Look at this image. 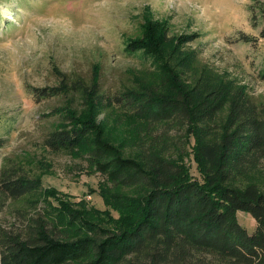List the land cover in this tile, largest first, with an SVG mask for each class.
I'll return each instance as SVG.
<instances>
[{"label":"trees","instance_id":"16d2710c","mask_svg":"<svg viewBox=\"0 0 264 264\" xmlns=\"http://www.w3.org/2000/svg\"><path fill=\"white\" fill-rule=\"evenodd\" d=\"M259 11L264 40V2ZM194 37L171 35L144 7L124 51L150 58L153 73H132L128 85L106 92L100 66L89 79L58 71L54 86L31 90L38 99L59 102L45 116L54 123L42 148L80 151L86 167L111 186L141 188L136 204L115 206L140 217L114 229L79 209L46 205L39 175L4 158L0 194L26 202L28 213L19 230L0 227V264H264V186L241 181L264 164V102H255L236 80L204 71L191 76L195 53L182 47ZM259 77L264 81V68ZM84 109L91 113L83 116ZM107 109L143 126L131 152L104 137L97 115ZM188 147L201 182L188 177ZM239 211L254 220L251 233L238 223Z\"/></svg>","mask_w":264,"mask_h":264},{"label":"rangeland","instance_id":"374dc122","mask_svg":"<svg viewBox=\"0 0 264 264\" xmlns=\"http://www.w3.org/2000/svg\"><path fill=\"white\" fill-rule=\"evenodd\" d=\"M262 2L0 0V45L9 40L21 42L15 53L0 48V139L4 141L0 163L4 158L15 159L29 174L39 175L46 205L79 209L88 220L109 228L134 225L140 212L121 214L115 206L123 201L135 203L132 199L141 197L143 190L111 186L86 167L80 151L52 153L42 148V137L54 123L52 117L45 116L59 102L38 99L31 90L54 86L58 71L89 79L92 68L100 66L106 92L128 85L132 73H153L155 65L150 58L124 51L125 41L136 35L142 10L148 7L156 19L167 23L171 35L195 36L182 47L195 53L191 76L204 71L215 78L236 80L255 102H264V81L259 77L264 68V40L259 38ZM53 18L59 23H51ZM242 35L252 41L244 42ZM26 36L34 43L28 44ZM90 113L88 109L80 112L83 116ZM97 122L104 137L123 152H131L143 136L139 122L114 109L99 112ZM186 153L184 165L189 179L201 182L190 147ZM244 180L264 186V164ZM26 210V202L0 194V227L19 230ZM130 217L132 221L127 220ZM236 217L249 233L254 230L255 222L248 213L239 211Z\"/></svg>","mask_w":264,"mask_h":264},{"label":"clouds","instance_id":"9594fccd","mask_svg":"<svg viewBox=\"0 0 264 264\" xmlns=\"http://www.w3.org/2000/svg\"><path fill=\"white\" fill-rule=\"evenodd\" d=\"M105 3H107V0H104ZM0 8H3V5L0 4ZM8 17L5 16V19H7ZM39 20L41 22H46L45 21V18H39ZM51 23H59V21L55 20L54 18L50 21ZM25 41L28 43V44H33L34 41H33V38L31 36H26L25 37ZM20 40L18 39L15 43L11 40L7 41L5 44H2L0 45V48H9L12 50L13 53L16 52V45L20 44Z\"/></svg>","mask_w":264,"mask_h":264}]
</instances>
